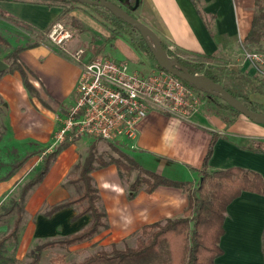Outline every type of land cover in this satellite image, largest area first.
<instances>
[{
    "label": "crops",
    "instance_id": "obj_1",
    "mask_svg": "<svg viewBox=\"0 0 264 264\" xmlns=\"http://www.w3.org/2000/svg\"><path fill=\"white\" fill-rule=\"evenodd\" d=\"M110 1L129 7L174 52L215 56L221 62L233 60L228 65L238 69L239 79L256 89L251 99L264 105V87L260 85L264 78L244 59L242 48L247 46L245 38L252 28L256 0H196L198 4L194 0H140L137 6H131L128 0ZM108 17L104 9L81 2L66 8L32 0H0V32L6 38L19 37L13 44L15 48L23 47L18 63L24 71L10 70L11 62L4 59L9 51L0 56L8 65L0 73V102L6 110L8 129L2 141L21 156L14 163L34 153L11 177L6 176L14 163L0 179V197L18 181L33 155L42 149L51 150L55 145L59 118L77 96L82 63L73 59L71 52L85 49L82 61L88 62L107 54L103 47L109 40L114 45V38H122L121 34L115 35L116 28ZM57 20L76 30L68 51L59 49L47 37ZM158 68L152 65L149 71ZM215 105L218 108L208 111H203V106L190 119L151 109L139 126L136 148L130 149L129 154L145 169L172 180L191 182L195 187L215 138L208 161L209 172L239 167L264 178V152L257 150L264 148V125ZM85 142L80 138L65 148L44 180L26 198L29 213L45 207L40 212L45 221L68 220V233L62 237L80 232L92 220L89 214L73 220L78 212L76 206L63 209L51 218L43 215L50 206L76 196L65 182L75 165L88 154V151L86 155L82 152ZM92 176L108 223L98 235H108L111 243L138 237L146 224L185 216L189 195L184 188L159 186L151 193L141 189L131 196L130 184L134 177L123 176L115 164L97 168ZM263 236L264 195L245 191L227 207L220 240L223 253L215 264H264Z\"/></svg>",
    "mask_w": 264,
    "mask_h": 264
},
{
    "label": "trees",
    "instance_id": "obj_2",
    "mask_svg": "<svg viewBox=\"0 0 264 264\" xmlns=\"http://www.w3.org/2000/svg\"><path fill=\"white\" fill-rule=\"evenodd\" d=\"M32 1L48 5H60L66 8L79 3L74 0ZM128 2L131 6L136 4V0H128ZM194 2L198 4L196 0H194ZM90 6L96 9H104V11L108 13V19L111 20V22L119 25L122 24L140 34L136 28L126 23L123 19L116 17L110 10L96 5ZM125 9L133 17H136L129 7ZM263 22L264 0H256V13L252 21V28L245 38L247 46L251 49H254L253 46L263 41ZM140 36L143 50L147 51L149 56L156 61L147 41L141 34ZM0 45L10 47L9 40L4 37L1 32ZM163 46L168 51L169 55L176 58L178 64L187 69L190 73H204L211 79L219 82V78L213 73L212 69H205L206 63L212 64L221 62L217 57L197 55L194 53L179 54L178 52L172 51V49L164 43ZM22 48L23 47H16L12 49L4 56V59L5 61L11 62L10 70L18 69L24 73L23 68L18 63V56ZM192 60H195L196 63H193ZM157 66L164 70L158 63ZM182 81L186 85L195 88L190 83L184 80ZM27 86L30 87L28 80ZM226 89L235 97L241 99L251 110L262 112L256 108L255 103L248 96H240L228 88ZM198 91L219 106L229 108L239 113L225 101L217 99L215 96L205 93L204 91ZM73 142L74 141L65 140L62 143L56 144L51 150L43 153L40 170L33 178L26 182L21 188L19 197L13 202L12 206L7 209V212L15 210L16 220L11 230L0 238V264H3L7 258V244L17 243L19 240L24 220L26 198L29 192L44 180L53 163L56 161L57 156ZM214 143L215 138L212 139L208 152L204 158L201 179L197 187H193L191 182L172 180L145 169L134 157L124 150L117 148L112 143V146L120 153V157L111 156L110 159L106 160L103 155L98 152L97 140H93L89 146L88 154L82 162L75 165L73 170V173L76 174V178L73 179L72 182L80 186L81 192L74 197L50 206L49 209L43 213L45 217L51 218L55 213L63 209L76 206L78 212L73 217V220L85 214H89L92 218L91 223L78 233L37 244L28 254L31 258L28 264H39L42 259V253L47 249L56 246L69 248L73 245L81 244L93 239L103 229L108 227L106 211L100 205L101 196L99 189L94 184L92 173L97 168L109 164L117 165L121 174L128 178H130L133 171L137 172L135 180L130 184L131 196H134L141 189L151 193L159 186L179 187L188 191L189 204L184 217L167 219L165 221L144 225L136 239L135 246L127 245L124 248H120L117 244H112L110 250L103 249L97 251L76 264H215V260L223 253L220 247V240L224 234L227 207L245 191L264 195V178L259 173L239 167L209 172L207 170L208 161L212 155ZM257 150L264 152V148ZM31 155L14 163L12 170L6 177H11ZM57 259H63V256H59Z\"/></svg>",
    "mask_w": 264,
    "mask_h": 264
},
{
    "label": "built area",
    "instance_id": "obj_3",
    "mask_svg": "<svg viewBox=\"0 0 264 264\" xmlns=\"http://www.w3.org/2000/svg\"><path fill=\"white\" fill-rule=\"evenodd\" d=\"M75 34L72 25L57 20L47 37L59 49L68 51ZM242 48L244 59L264 78V52L246 45ZM84 53L83 48L71 52L73 59L82 63L77 96L59 118L55 145L91 136L121 148L134 149L139 126L151 109L190 119L208 100L197 89L160 68L142 74L133 70L127 61L110 55L100 54L83 62Z\"/></svg>",
    "mask_w": 264,
    "mask_h": 264
},
{
    "label": "rangeland",
    "instance_id": "obj_4",
    "mask_svg": "<svg viewBox=\"0 0 264 264\" xmlns=\"http://www.w3.org/2000/svg\"><path fill=\"white\" fill-rule=\"evenodd\" d=\"M106 14L108 13L106 12ZM113 25L116 28L114 30L115 35L121 34L122 38H114L112 41L114 45H110L111 41L109 40L106 46L103 47V50H105L104 52L107 53L105 55L110 54V56L116 60L127 61L133 70H137L142 74L149 73L152 65L157 66L156 61L149 56L147 51L143 50L142 42H140L141 36L137 31L129 29L122 24L119 25L117 23H113ZM123 36L125 37V40L123 39ZM18 38L19 37L14 35H11L9 38L7 37L11 45L10 47L0 45V56H4L6 52L14 49L15 46L13 42L15 43V39ZM103 42L105 43V40H103ZM253 48L264 52V36L263 41L253 46ZM192 61L193 63H196L195 60ZM231 61L233 60L212 64L206 63L205 69H212L213 73L219 78V82L229 90L240 96H248L251 99V97L255 95L254 91L256 89L248 86L246 83H243L242 79H239L238 69L228 65V63ZM260 85L264 87V82ZM215 97L220 99L217 96ZM253 102L255 103L258 110L264 112L263 104L258 101ZM213 108L218 107L215 105V102L208 99L207 105L204 106L203 111H208ZM229 111H232L235 115L238 114L231 109ZM6 120V110L3 103L0 102V179L4 177V175H6V173L11 169V165L21 157L20 155H17L13 149L9 148L8 144L2 141V138L7 134L8 131ZM83 139L86 141L82 151L84 155L87 154L92 141L97 140L98 152L102 154L106 160L110 159L111 156L120 157V153L114 146H112L113 143L111 144L110 142L108 143L107 141L91 136H85ZM116 147L120 148L118 146ZM122 150L128 154L131 151L130 148H123ZM43 152L45 151L42 149L31 157V162L25 165L24 170L21 171L18 181L11 186L10 190L5 195L0 197V237L8 233L13 227V224L16 220V212L15 210L12 212H7V209L12 206L13 202L19 197L21 187L34 176L36 171L40 169ZM22 153H26V151ZM136 176L137 172L133 171L130 177H134L133 180H135ZM75 178L76 174L71 172L69 177L66 179L65 185L71 188V191L74 195H77L81 192V188L78 184L72 182V180ZM198 182L195 184V187H197ZM43 209H45V207L40 209L37 213L34 211L33 213H29L26 203L24 220L22 223L19 240L17 243L7 244V258L3 264H28L31 261V258L28 254L36 244L53 238H61L63 234L68 233L67 229L69 228L68 224H66L68 220L62 221L59 218H54L52 220L45 221L40 214ZM136 238L137 236H133L130 239H123L122 241L118 242L117 245L120 248H124L127 245L133 246L136 244ZM112 244L114 243H111V238L108 235H98L89 241L73 245L69 248L56 246L54 248L47 249L42 253V259L39 264H76L77 262L82 261L97 251L103 249L110 250ZM59 256H63V259H57Z\"/></svg>",
    "mask_w": 264,
    "mask_h": 264
},
{
    "label": "water",
    "instance_id": "obj_5",
    "mask_svg": "<svg viewBox=\"0 0 264 264\" xmlns=\"http://www.w3.org/2000/svg\"><path fill=\"white\" fill-rule=\"evenodd\" d=\"M74 1L96 5L110 10L116 17L123 19L126 23L132 25L140 32L142 37L147 41L157 63L165 71L173 74L181 80L190 83L198 90L204 91L205 93L211 94L213 96H217L253 122L264 125V112L251 110L241 99L235 97L220 82H216L204 73L192 74L184 67H181L178 64L177 59L169 55L168 51L164 48L163 41L156 31L137 17H133L127 12L125 8L110 0ZM139 1L140 0H136L135 6L138 5ZM7 68V63L0 59V73H2Z\"/></svg>",
    "mask_w": 264,
    "mask_h": 264
}]
</instances>
